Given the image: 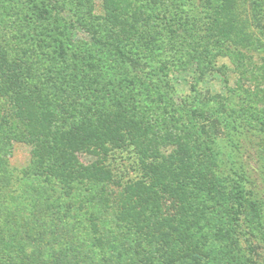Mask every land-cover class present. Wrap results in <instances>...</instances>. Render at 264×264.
Here are the masks:
<instances>
[{
  "label": "trees",
  "instance_id": "trees-1",
  "mask_svg": "<svg viewBox=\"0 0 264 264\" xmlns=\"http://www.w3.org/2000/svg\"><path fill=\"white\" fill-rule=\"evenodd\" d=\"M96 1L0 0L18 27L0 30V130L28 144L33 158L0 191V264L11 246L20 249L12 264H197L207 258L198 237L205 218L220 239L232 238L246 209L253 229L254 218L264 220V200L246 198L248 173L238 178L245 184L226 179L246 146L241 133L219 151L234 117L209 101L197 107L172 81L188 67L187 52L193 61L225 54L241 62L254 35L234 15V0H201L203 33L191 19L194 0H99L104 15L95 18ZM68 12L90 26V39L70 37ZM127 162L135 177L123 171ZM29 176L42 181L43 197L25 192ZM14 200L24 215L12 225ZM98 203L117 210L115 223L104 227ZM73 210L84 213L80 222Z\"/></svg>",
  "mask_w": 264,
  "mask_h": 264
},
{
  "label": "rangeland",
  "instance_id": "rangeland-1",
  "mask_svg": "<svg viewBox=\"0 0 264 264\" xmlns=\"http://www.w3.org/2000/svg\"><path fill=\"white\" fill-rule=\"evenodd\" d=\"M257 2L258 0H234V15L242 23H246L247 33L250 32L254 35V44L252 47L244 49L246 60L238 62L231 59L228 55L220 54L216 57L209 56L207 58H204L203 55L198 58L199 60L193 61L194 56L189 54L190 52H187L191 57L187 54L182 59L184 64H188V67L180 74H176L172 84L177 88L179 96H195L192 97V101L197 103L201 102L197 104V107H205L209 101L213 105L215 112L223 111L224 114H230V116L234 117L232 119L229 118L227 121L228 129L226 135L219 137L221 140L219 151L223 152L224 148L238 144L241 133L245 136L243 140L246 146L244 152L241 153V158L234 161L242 164V166L239 168L235 167L234 171L225 169L226 179L229 180V183L235 185L245 184L247 180L242 181L238 178L240 173H248V176H251V178L249 177L251 191L248 194L251 196L246 195V198L249 201L258 199L259 202H262L264 200V15L260 16L257 14L260 12L258 8L256 9ZM258 4L264 9V0H261ZM94 5L93 15L95 18L104 15L100 1L97 0ZM192 6L191 19L200 25L201 32L203 33L208 29L206 28L207 12L204 10V1L194 0ZM3 10L0 7V30L18 28L15 24H11L7 17H4L5 11ZM70 13L68 12L64 16L68 32L71 34L70 37L76 42L78 40L84 42L86 38H89L87 31L90 30V26H86L83 20L77 21L75 17L72 18L73 15ZM254 14H257L255 16L259 18H255L256 23L251 21ZM90 19L89 16L88 20L90 21ZM93 21L95 22V19ZM192 88H196L195 91ZM233 120L242 124L241 129L238 130L233 127L234 125L231 123ZM208 129L209 131L213 130L211 128ZM256 132H258L257 136L255 135ZM8 138L11 137H8L0 130V191L10 182L11 178L14 179L16 177L19 170L27 172L32 166L33 160L32 148L28 144L18 141L13 142ZM255 140L262 144V148L259 151L253 149L252 142ZM224 143L228 144L227 147H224ZM80 158L85 164H89L88 162L93 160L88 156L87 158L84 156ZM258 160L262 162L259 163ZM128 164L129 162L124 165L123 171L129 172L131 176L135 177L136 172L134 173L132 171L131 165L128 169L126 167ZM40 182L42 181L29 176L22 184L24 185L25 192L32 193V191H35L38 196H42L40 193ZM246 189L249 191L247 186L244 188L245 192H247ZM0 200H2V195H0ZM105 202L110 204L111 201ZM13 204H15L16 209L14 208L11 216L8 217L9 223L12 225L15 224V219L21 223L24 215L23 210H18L17 208L22 206V200H14ZM94 208L100 215L102 222L105 223L104 227H107L106 224L115 223L117 210L111 208L108 212H104L100 210L99 203ZM246 212L247 209L244 215ZM8 214L10 213L8 212ZM82 214L84 213L73 210V221L80 222ZM244 215H241V219L237 221L239 236L230 238L224 234L222 239H220L219 235H216L219 230L215 229V225L213 223L210 224L209 220L205 218V225L199 229L200 233H198V237L202 239V244L205 246L203 251L206 253L207 258L197 264H264V220L258 223L257 217L254 218V223L257 227L253 229L251 227L252 216ZM105 234L103 238L105 242L104 247H106L108 252L113 253V246H111L113 237L107 233ZM235 238H238V241H235ZM58 249L74 253L73 249H69L66 245L58 246ZM15 251H20L19 247L11 246V250L9 252L7 251L5 264H12L14 261L17 262L19 253H14ZM92 256L93 259H96L94 254ZM153 264H156V260Z\"/></svg>",
  "mask_w": 264,
  "mask_h": 264
}]
</instances>
